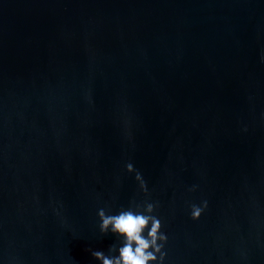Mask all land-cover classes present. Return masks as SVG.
Listing matches in <instances>:
<instances>
[{"label": "water", "instance_id": "95a60500", "mask_svg": "<svg viewBox=\"0 0 264 264\" xmlns=\"http://www.w3.org/2000/svg\"><path fill=\"white\" fill-rule=\"evenodd\" d=\"M262 56L264 0H0V264H100L149 201L164 264H264Z\"/></svg>", "mask_w": 264, "mask_h": 264}, {"label": "clouds", "instance_id": "9594fccd", "mask_svg": "<svg viewBox=\"0 0 264 264\" xmlns=\"http://www.w3.org/2000/svg\"><path fill=\"white\" fill-rule=\"evenodd\" d=\"M125 169L128 173H135L140 189L146 193L148 189L142 173L135 169L131 161L125 165ZM192 190H195V186ZM156 206L149 201L144 211L126 209L117 214H107L101 208L97 213L100 218V231H111L121 237L123 243L116 250V255L94 250L93 258L100 261V264H164V246L168 236L161 230V219L153 214ZM206 207L207 201L191 205V219L198 220Z\"/></svg>", "mask_w": 264, "mask_h": 264}]
</instances>
